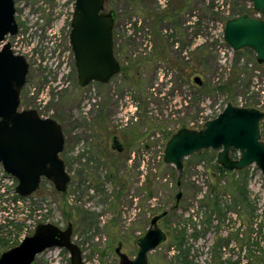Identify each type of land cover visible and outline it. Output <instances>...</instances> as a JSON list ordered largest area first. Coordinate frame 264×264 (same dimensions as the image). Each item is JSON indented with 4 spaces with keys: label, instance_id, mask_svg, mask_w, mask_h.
<instances>
[{
    "label": "rangeland",
    "instance_id": "rangeland-1",
    "mask_svg": "<svg viewBox=\"0 0 264 264\" xmlns=\"http://www.w3.org/2000/svg\"><path fill=\"white\" fill-rule=\"evenodd\" d=\"M161 1L106 0L105 9L116 16V57L122 65H133V69L129 77L117 74L108 84L92 82L80 87L69 37L75 0H15L19 32L6 40L30 65L20 108L37 109L45 117L63 123L66 143L61 157L69 172L83 168L81 163H88L84 159L88 153L96 155L92 137L103 128L99 125L102 114L106 116V130L112 133L132 127L140 132L149 127L154 142L149 163L154 199L153 206L143 205L141 212L122 203L116 207L114 184L108 183L102 195L92 183H77V179L65 195L43 179L33 195L21 197L15 192L18 181L0 163V255L32 235L38 224L51 222L61 228L73 225L72 239L81 247L86 264H119L118 247L133 259L139 248L138 238L146 233L151 218L176 204L179 173L163 160L170 136L184 127L199 128L201 122L216 117L228 101L243 106L252 103L264 110V66L255 63L252 50L236 55L222 42L225 18L242 6L252 11V2L171 0L173 5H183L186 12L180 39L179 30L173 28V18L165 15L167 2ZM148 41L153 43L152 51ZM178 41L188 46L186 59L179 57L175 48ZM168 47L171 52L167 60L164 53ZM201 54L206 58L203 67L198 66L196 58ZM239 58L247 64L241 84L245 80L248 88L241 86L233 94L223 93L219 86L231 78ZM172 63L182 64L185 72L171 70ZM156 65L161 68L155 73ZM196 76L201 78V85L194 81ZM72 122L78 125L75 134L71 133ZM261 133L264 140V121ZM71 134L80 138L74 149ZM73 158H78L79 164L70 169ZM216 159L217 152L212 150L185 159L182 197L178 207L158 223L167 238L149 253L150 264H179L174 259L177 251L171 247L176 228L186 229L188 237L183 249L188 254L187 264H250V250L264 255V176L255 165L249 169L250 200L242 197L236 210L228 209L224 218H215L209 227L204 222L205 208L200 201L220 177L214 167ZM145 161L147 170V156ZM86 167L88 171L82 172L89 179L93 170ZM99 170L93 179L102 180L106 174L105 168ZM229 181L224 177L219 186L224 188ZM225 191L222 198L227 205L232 197ZM253 242H259V246H253ZM218 244L221 246L216 247ZM33 264H71L70 253L52 247L38 255Z\"/></svg>",
    "mask_w": 264,
    "mask_h": 264
},
{
    "label": "water",
    "instance_id": "water-1",
    "mask_svg": "<svg viewBox=\"0 0 264 264\" xmlns=\"http://www.w3.org/2000/svg\"><path fill=\"white\" fill-rule=\"evenodd\" d=\"M249 1L262 18L245 13L227 19L223 39L235 52L249 48L257 63L263 64L264 0ZM105 3L106 0H75L69 37L80 87L94 81L107 84L121 70L114 53L116 16L105 10ZM18 32L15 0H0V163L18 181L15 192L19 196L33 195L43 179L51 181L58 192L66 193L71 177L61 157L65 148L62 125L52 117H41L36 109L20 108L30 65L6 40ZM194 81L202 84L199 76ZM262 121L264 110L228 101L200 129L184 127L174 132L165 144L163 160L179 173L176 204L151 218L146 233L137 241L139 248L133 259L121 253L119 247L116 249L119 264H150L149 253L166 241L167 235L158 223L179 205L185 159L212 150L217 152V163L227 172L255 165L264 176ZM234 150L237 158L232 157ZM72 237L71 223L64 229L51 222L40 223L32 235L0 255V264H33L38 255L52 247L66 249L71 264H86L81 247Z\"/></svg>",
    "mask_w": 264,
    "mask_h": 264
},
{
    "label": "flooded vegetation",
    "instance_id": "flooded-vegetation-1",
    "mask_svg": "<svg viewBox=\"0 0 264 264\" xmlns=\"http://www.w3.org/2000/svg\"><path fill=\"white\" fill-rule=\"evenodd\" d=\"M165 1L167 2L165 5L166 6L165 15H166V17H172L173 18V21H172L173 22V28L176 31L179 30L178 31L179 37H180V39H182L183 35H184V34H182V26L185 25V23H186L185 22L186 12L184 11V7H183V5H181V6L173 5L171 0H165ZM253 11H254V13L249 14L250 16H252L254 18H262V14L260 12L255 11L254 8H253ZM182 13H183V15H182ZM256 13H260V15L258 16ZM189 22L192 23L191 21H189ZM114 28H115V26H114ZM116 43H117L116 42V32L114 29V53H115V56H116V52H115ZM148 43H149L148 48L152 51V49L154 48L152 45L153 43H152V41H150V42L148 41ZM187 47L188 46L182 44L181 41L176 42L175 48L178 49L180 58L182 57L183 59L184 58L186 59L185 54L187 53ZM165 52H166V55L164 53V57L168 60V53L171 52L169 50V47L165 49ZM174 53H175V51H174ZM184 63H185V61H184ZM255 63L259 66L261 65V64L257 63V61ZM120 65H121V70L118 74H121L125 78L129 77L130 71H131V69H133V65H130L129 67L126 65H122L121 63H120ZM163 67L166 68V65ZM160 68H161V66L159 67L158 65H156L155 73ZM173 68L174 69L179 68L180 70L183 69V72H185V67L182 66V64H180V63L179 64L178 63H172L170 65V69L172 70ZM77 77H78V75H77ZM182 79H185V76H182ZM96 83H99V82H96ZM78 84H79V82H78ZM259 107H261V106H259ZM38 113L43 118L47 117V116L45 117L39 111H38ZM57 121L62 125V128H63V123L60 122L59 120H57ZM101 122H102V124H101ZM101 122L99 123V125L100 126L102 125L103 128L101 129V131L99 129L95 128V129H97V132H95V134L92 137V139L93 138L95 139V142L92 146H93V152L96 155H94L93 153H88V157H86V156L84 157V159L88 163L87 164L81 163L83 168H81L77 171L71 170L70 172L67 170L68 173L70 174V177H71L69 185L71 183L74 184V181H76V179H77V181H76L77 183H84V182L92 183V185L99 192H101L102 195H105L106 185L108 183L114 184L115 189H117V191L114 193V197H116V201L114 202L113 205H115L117 207V206H119V204L122 203L123 205L124 204L126 205V208L129 207L130 210L133 208H138L139 211L141 212L142 206L146 205L147 207H149L150 204L153 203V199H154L153 173L149 169L150 156H151L153 146H154L153 133L151 132L149 127L141 129L140 132L138 130H134V128L132 127V128H129V131L128 130H122L121 132H118V133H115V132L112 133V132H109L108 130H106L109 128L106 127V116L103 114H102V121ZM72 124L73 125H72V132L71 133L75 134V131L78 129V125L75 122H72ZM64 134H65V132H64ZM70 140H71L70 144L73 145L72 149H74V145L77 146L80 138L78 136H72V134H71ZM65 143H66V138H65ZM97 156L100 159L99 160L100 162L96 161ZM145 156H147V166H148L147 170H145V162H146ZM237 156H238V153H237ZM102 157L104 158L103 161H102ZM70 164H71V167H70V169H71L73 166L79 164V159L73 158L71 160ZM96 164H99V166H97ZM85 166H89V168L91 170H93V171H90L91 176L89 177V179H87L86 173L82 172L83 171L82 169H84V172L88 171V167H86L87 168L86 169ZM99 168L100 169L105 168L106 174H104L102 176V180L93 179L92 176L95 175L96 172L97 173H98V171L100 172ZM66 169H67V167H66ZM69 185H68V188H69ZM68 191L69 190H67V192ZM66 193H64V194H66ZM106 196H109V195L106 194ZM151 205L153 206V204H151ZM34 232H35V230H34ZM116 253L119 255L117 250H116Z\"/></svg>",
    "mask_w": 264,
    "mask_h": 264
},
{
    "label": "trees",
    "instance_id": "trees-1",
    "mask_svg": "<svg viewBox=\"0 0 264 264\" xmlns=\"http://www.w3.org/2000/svg\"><path fill=\"white\" fill-rule=\"evenodd\" d=\"M245 13L253 14L254 11L253 10L248 11L246 10L245 7L242 6L238 8L237 10H235L232 14L227 16L224 21L226 22V20L231 17L232 18L237 17ZM244 50H250V49L245 48V49L236 51L235 54L241 55ZM196 58L199 59L198 66L203 67V64L205 63L204 61L206 59L205 56L203 57L201 54V57L198 58L197 56ZM260 66H264V64H261ZM246 68H247V64H242L240 62V58L237 59L233 67V74L231 78L227 82H224L223 84L219 86L220 91L223 93H227V94H233L241 86H243L244 89H247L248 84L245 83V80H244L245 85L241 84L242 82L241 75L243 74ZM244 106H255V105L252 103H247ZM232 157L233 158L238 157L237 151L235 150L233 151ZM214 167H215L216 173L220 175V177L218 178L216 185L214 186L210 185L208 193L204 195L200 201L201 206L205 208L204 210L205 221L204 222L208 224V227L211 226L215 218L217 220H221L222 218H224L226 216V212L229 211L228 209L236 210V207L241 203L242 197L246 200H250V196H248L249 195L248 181H249L250 167L244 170L232 171V172H227L217 162L214 163ZM224 177L225 178L229 177L230 181L228 182V184H226V186H224V188H222L219 185L221 183V179H223ZM223 189L226 190V191L224 190L225 193L226 192L230 193L232 197V199L230 200L231 202L228 203L227 205L224 204V199L222 198V194H223L222 192H224L222 191ZM62 194L65 195L64 193ZM86 217H88V215ZM195 231H197L196 234H194V236L196 237L198 230L195 229ZM172 235H173V241H172L171 247H174L175 251H177V254L174 255V259L175 260L177 259L176 261L179 264H187L188 254H187V251L183 249L184 245H186L187 237H188L186 233V229L176 228L174 229ZM219 241L221 240H218V242ZM255 244L259 246V242H253L252 245L255 246ZM217 246H221V244L216 245V247ZM216 247H215V250H217ZM215 258H217L216 255H215ZM248 260L250 264L252 263H258V264L263 263L264 264V255L257 254L256 250H250L248 253ZM188 263L190 262L188 261Z\"/></svg>",
    "mask_w": 264,
    "mask_h": 264
},
{
    "label": "built area",
    "instance_id": "built-area-1",
    "mask_svg": "<svg viewBox=\"0 0 264 264\" xmlns=\"http://www.w3.org/2000/svg\"><path fill=\"white\" fill-rule=\"evenodd\" d=\"M161 1V0H160ZM162 2V1H161ZM258 16L260 15V13H256ZM222 42L225 44L226 42L224 41V39H222ZM230 50H231V52L232 51H234L232 48H230ZM223 53V55L225 54V52L223 51L222 52ZM243 106V105H242ZM203 124H204V122H201V126L200 127H202L203 126ZM200 127L199 128H195V129H200ZM192 128H194V127H192Z\"/></svg>",
    "mask_w": 264,
    "mask_h": 264
}]
</instances>
